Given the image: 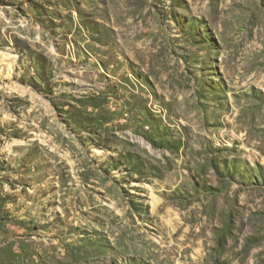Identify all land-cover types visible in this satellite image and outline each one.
<instances>
[{"label": "rangeland", "instance_id": "374dc122", "mask_svg": "<svg viewBox=\"0 0 264 264\" xmlns=\"http://www.w3.org/2000/svg\"><path fill=\"white\" fill-rule=\"evenodd\" d=\"M0 264H264V0H3Z\"/></svg>", "mask_w": 264, "mask_h": 264}, {"label": "built area", "instance_id": "2783aa9c", "mask_svg": "<svg viewBox=\"0 0 264 264\" xmlns=\"http://www.w3.org/2000/svg\"><path fill=\"white\" fill-rule=\"evenodd\" d=\"M3 6H4V2H3V0H0V7L3 8Z\"/></svg>", "mask_w": 264, "mask_h": 264}]
</instances>
